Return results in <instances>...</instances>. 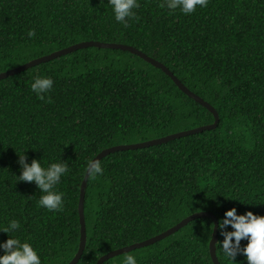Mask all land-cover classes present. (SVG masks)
Wrapping results in <instances>:
<instances>
[{
	"label": "trees",
	"instance_id": "obj_1",
	"mask_svg": "<svg viewBox=\"0 0 264 264\" xmlns=\"http://www.w3.org/2000/svg\"><path fill=\"white\" fill-rule=\"evenodd\" d=\"M139 2L138 19L125 27L107 0H0V73L81 42L124 44L163 63L220 115L214 129L101 159L104 175L88 180V242L77 264H96L196 212L211 211L219 222L233 207L264 215V0H209L189 15L161 7L163 0ZM36 75L54 80L50 101L31 90ZM215 120L162 69L120 49L86 48L0 79V227L18 220L10 236L29 240L42 264H68L80 246L88 158ZM17 152L45 168L68 162L57 186L63 211L40 207L35 182L18 181ZM214 227L197 218L104 264H123L128 254L138 264H215ZM8 238L0 231V242ZM217 254L229 264L219 247ZM232 264L248 262L241 253Z\"/></svg>",
	"mask_w": 264,
	"mask_h": 264
},
{
	"label": "clouds",
	"instance_id": "obj_2",
	"mask_svg": "<svg viewBox=\"0 0 264 264\" xmlns=\"http://www.w3.org/2000/svg\"><path fill=\"white\" fill-rule=\"evenodd\" d=\"M114 18L125 27L129 20L138 19L135 9L140 8L139 0H107ZM209 0H163L161 7H167L171 12L179 10L185 15L194 13L198 8H206ZM29 38L36 36V31L31 29L27 33ZM40 100L51 97L46 94L54 87V80L50 76L36 75L30 85ZM18 153V152H17ZM19 154L21 174L18 181L35 182L42 195L39 198V206L49 211H63L64 193L58 190L62 177L70 171L67 161L51 163L48 167H42L41 159H32L29 163L25 154ZM82 172L87 177L97 180L104 175L105 169L101 159L90 157L87 159ZM231 226L232 230H228ZM21 224L12 219L7 226L0 227V231L8 233L9 238L0 242V264H42V258L36 247L27 240L10 236V233L18 232ZM219 229L223 240L217 241L216 247L221 250L224 259L232 264L236 257L243 253L248 264H264V215H259L249 210L246 213H238L235 207L226 211L219 222ZM247 240L242 246L241 242ZM100 257H97L99 259ZM123 264H138L134 254H128L123 258Z\"/></svg>",
	"mask_w": 264,
	"mask_h": 264
},
{
	"label": "water",
	"instance_id": "obj_3",
	"mask_svg": "<svg viewBox=\"0 0 264 264\" xmlns=\"http://www.w3.org/2000/svg\"><path fill=\"white\" fill-rule=\"evenodd\" d=\"M91 47L105 48V49L106 48H108V49H120V50H124V51H129L133 54L140 56L146 62L152 64L156 68L162 69L167 75H169L174 80V82L177 84V86L184 93H186L187 95H189L190 97L195 99L198 103L202 104L207 109H209L214 114L215 119H216L213 124L205 125V126L190 129V130L181 131V132L174 133V134H171V135H168L165 137L156 138V139H152V140L140 142V143H135V144H125V145L113 146L111 148L103 150L96 157L97 159H102L103 157L109 155L110 153L116 152V151L135 150V149H142V148L160 145V144L167 143V142H170L172 140H175V139H178L181 137H185V136L192 135V134H197V133L203 132L205 130L214 129L218 126V124L220 122V115H219V112L217 111V109L213 105H211L209 102L204 100L201 96H199L195 92L191 91L163 63H161L160 61L150 57L146 53L140 51L139 49H137L133 46H128V45H124V44L105 43V42H99V41L81 42L78 44H74L70 47H67L65 49L51 53L49 55H45L43 57L32 60V61H30V62H28L22 66H19L17 68H14L12 70L7 71V72H1L0 73V79H5L11 75H15V74H18L22 71H25L30 67L37 66V65H40L42 63L54 60V59L61 57L63 55H68V54L76 52L78 50L91 48ZM88 180H89V178L87 177V174H86L85 179L82 183L80 202H79V215H80V222H81L80 246H79L78 252L76 253L74 258L68 264H77L80 261V259L82 258L83 254H84V251L86 249V245L88 242L87 224H86V218H85V199H86L85 197H86V191H87V187H88ZM197 218H211L214 221L215 227H214L213 237H212L211 242H210V253H211L212 260L215 264H222L218 258L217 247H216L217 241H219V221H218L217 216L211 211L196 212V213L188 216L187 218L183 219L181 222H179L178 224H176L172 228L168 229L167 231H165V232H163L157 236H154V237L149 238V239L142 241V242H138V243H135V244H132L129 246L119 248L117 250H113V251L109 252L108 254L102 256L96 264H104L109 259L114 258L118 255L129 253L135 249L143 248V247L152 245L158 241H161V240L175 234L180 229H182L183 227L188 225L191 221H193Z\"/></svg>",
	"mask_w": 264,
	"mask_h": 264
}]
</instances>
